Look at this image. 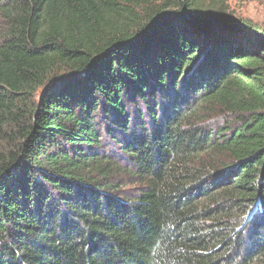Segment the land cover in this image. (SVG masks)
I'll return each instance as SVG.
<instances>
[{
    "label": "trees",
    "instance_id": "obj_1",
    "mask_svg": "<svg viewBox=\"0 0 264 264\" xmlns=\"http://www.w3.org/2000/svg\"><path fill=\"white\" fill-rule=\"evenodd\" d=\"M227 3L0 0V264H264V28Z\"/></svg>",
    "mask_w": 264,
    "mask_h": 264
},
{
    "label": "rangeland",
    "instance_id": "obj_2",
    "mask_svg": "<svg viewBox=\"0 0 264 264\" xmlns=\"http://www.w3.org/2000/svg\"><path fill=\"white\" fill-rule=\"evenodd\" d=\"M227 4L234 15L264 28V0H228Z\"/></svg>",
    "mask_w": 264,
    "mask_h": 264
}]
</instances>
